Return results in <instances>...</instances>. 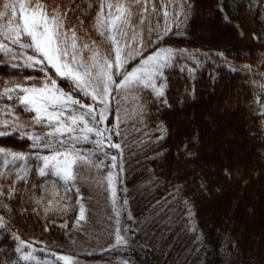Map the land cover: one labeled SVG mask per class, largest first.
Listing matches in <instances>:
<instances>
[{"label": "trees", "instance_id": "obj_1", "mask_svg": "<svg viewBox=\"0 0 264 264\" xmlns=\"http://www.w3.org/2000/svg\"><path fill=\"white\" fill-rule=\"evenodd\" d=\"M41 2L49 12L66 13L65 28L78 37L103 42L95 29L102 0ZM187 6L183 20L163 37L178 49L163 70V97L143 92L145 126L152 139L140 152L126 147L125 181L133 211L139 220L155 214L147 229L158 234L160 224L166 227L172 257L190 248L198 232L201 264H264V0H187ZM13 63L23 65L0 54V93L22 81L37 84L44 76ZM45 67L69 91V82ZM77 95L93 104L90 97ZM7 103L21 121L31 119L18 100L0 96V105ZM28 129L0 123V132L6 133L0 135V148L24 154L22 159L0 154V217L5 225L0 227V264H65L55 253L70 252L73 243L86 238L93 193L79 178L75 185L58 180L73 206L65 215H41L37 200L58 177L39 174V152L46 149L33 146L37 142L24 134ZM112 133L108 144L118 143ZM108 144L106 149L117 153ZM164 199L169 218L160 223L156 212ZM80 202L88 207L87 222L78 226ZM186 202L194 230L187 231L183 221ZM172 215L182 217L175 227H170ZM26 240L43 245L37 250L43 261L20 259L27 248L21 241ZM18 246L23 253L16 251ZM97 256L109 259L104 253Z\"/></svg>", "mask_w": 264, "mask_h": 264}, {"label": "rangeland", "instance_id": "obj_2", "mask_svg": "<svg viewBox=\"0 0 264 264\" xmlns=\"http://www.w3.org/2000/svg\"><path fill=\"white\" fill-rule=\"evenodd\" d=\"M4 2L5 0L1 1L0 11H4ZM8 2L15 3L16 18L12 20L14 26L21 21L19 3L17 0H8ZM21 2L25 3V12H28L30 11V7L28 6L33 4L34 0H21ZM109 4L113 5V7L109 8ZM117 6L128 8L132 13L129 25H119L127 35L117 36L119 46L122 47L123 53L127 54L128 52H131L132 55L135 56V59L129 58L128 63L124 65L122 71H131L133 67H136L140 63L142 58L153 54L158 48H171L174 51V55L176 54L178 49L176 50L172 45L164 43V39H160V37H164L173 29L172 27L174 25L183 20L188 10L187 0H140L139 3H137L136 0H102L99 8L100 11L95 23V29L99 34L106 30L105 28L98 26V16L102 17L106 22L110 19H115L117 15H120V13L117 12ZM8 11L11 12V9ZM109 12L113 14L112 17L108 16ZM165 13H167V16H165ZM8 24L9 18H0V25L7 26ZM108 34H111L110 30H108ZM102 36V43L94 38L85 39L77 36V45L78 47H82L83 44H88L90 48H98L102 55H107L109 52H112V57L114 58V51L112 50L115 45L107 39V35ZM133 37L135 38L133 39ZM5 42L7 43V41ZM9 46L16 48L17 52L23 51L27 54H32L30 49L20 50L18 46ZM181 49L188 55L192 53L191 49ZM137 53H139V55H137ZM82 55L83 58L87 60V57L90 55L89 50H84ZM7 57L10 58L9 56ZM20 60L24 62L22 57ZM113 73L114 79L119 83L122 77L115 75V67L113 68ZM19 83L25 87H30L32 85L39 86L30 81H22ZM156 83L157 86L161 83L164 84L163 77L159 78ZM146 90H148V88H143L142 86L135 89L117 90L113 85L112 94L107 98V112H105L107 118L97 125V127H107L111 129V132H108L110 135L113 134L112 132H115L116 134L119 133L117 137L120 149H117V153L110 151V149H106L108 140L105 139L102 147L104 148V151L107 152V157L99 151H96V154L92 157L95 163H99V161L102 160L103 165L98 168L91 165L79 168V179L85 183H89V189L93 193L92 195H89L92 197L94 204L92 208L93 218L90 221L91 228L86 233V238L73 243L70 247L73 249L72 251L55 253L57 258L61 259L65 256L71 257L72 264H125V262L126 264H201L202 256L199 252L201 242L198 232L195 234V237L191 239L192 246L190 248L182 249L181 252H176V255L172 257L170 251L172 250L171 245H173V243L168 238L166 227L160 224L161 228L157 231L158 234H154L151 229H147L146 223H152L154 220L153 218H155L152 216L155 214L151 215L149 212L139 220L133 211V202H131V195L126 187L125 181V168L127 165L126 152H128L126 147H131V151L135 150L140 152V150H143V147H145V144H148L152 139L150 135L152 131L148 129V126H145L143 92ZM149 90L155 95L151 89ZM10 95L13 99L17 100L16 92ZM82 102L90 104L85 100H82ZM104 106V104H101L98 101L96 102L95 110L97 119H99V112ZM1 111L6 112V116H3ZM31 114L34 115V113ZM14 117H18V115L12 110V107L8 103L5 104V106L0 105L1 124L6 125V123H4L5 121L8 122L7 124H13ZM89 123L91 126L92 122L90 121ZM28 128H30L27 131L29 134L44 135L51 131L47 126L42 127L40 125L35 128L34 126ZM105 134L108 135L107 132L103 135L105 136ZM56 135L59 136V134ZM89 136L91 140L97 139L94 133L89 134ZM48 140L54 142L51 137H49ZM44 142L45 141L43 140L40 141L41 150L44 148L42 146ZM88 144L89 145H86V143L76 144V147L81 149L82 155H87L84 150H94L93 145L96 147L93 143ZM45 149L46 151L39 152L41 157L51 154V149ZM60 150L63 151L64 149L61 148ZM111 156H116V161H112ZM113 163L116 164V167H111ZM109 172H112L115 176L114 183L117 189V202L115 206L111 199V188L108 186V181L106 179ZM58 180L61 179L58 178L56 180H51L47 184L45 193L43 194L44 196L37 200L39 201V203L37 202V206L43 216L53 213L54 215H65L73 206L69 196L70 194L62 188V185L59 184ZM148 190L150 191L151 189ZM148 190L146 189V191ZM50 200L53 202L51 209L45 212V208L49 207L48 202ZM125 200L127 201L126 204L124 203ZM79 204L84 207V219H80L79 205L76 218V225L78 226L86 224V210L88 209L87 205L83 204V202H80ZM158 204L159 208L157 210L158 213L156 212V214L159 215L160 218L157 221L162 223L169 218V215L166 214V200L164 199L163 203L159 202ZM114 207L119 209V217L116 216ZM183 210L184 212L182 214L185 215L183 221L185 222L187 231L194 230L192 210L187 202L183 206ZM164 212L166 214L165 217L162 216ZM180 216H171L170 220L173 223L170 227H173V225L175 227L176 222L180 221L182 218H180ZM117 219H119V225L116 223ZM180 226L182 227V224ZM117 227H119L120 235L125 238L127 243L113 247V245H116L115 233ZM177 234L179 235V232H177ZM23 242L22 246L27 247L24 253L30 254L32 257L31 259L35 262L43 261V259L39 257V254H37L38 248H44L42 244H36L34 241L30 242L27 240ZM84 253L88 254V258L81 255ZM102 253L108 255L109 259H106L105 257L102 259L98 258L97 254L102 255Z\"/></svg>", "mask_w": 264, "mask_h": 264}, {"label": "snow or ice", "instance_id": "obj_3", "mask_svg": "<svg viewBox=\"0 0 264 264\" xmlns=\"http://www.w3.org/2000/svg\"><path fill=\"white\" fill-rule=\"evenodd\" d=\"M17 2L21 12V21L14 26L12 20L16 18L15 3H9L8 0H5L3 4L4 11H0V18H9L7 26L0 25V54L7 55L12 60H19L22 57L23 65L13 63L12 67L23 66L38 69L44 73V76L42 80L37 81L39 86L25 87L20 83H16L14 87H5L0 96H7L8 99H12L9 94L16 92V99L23 105L24 111L34 113L29 121H21L19 117H14L13 124L16 130L32 127L33 125L47 126L51 129L44 135L24 133L29 135L34 142H37L33 145L34 147H39V142L43 140L45 142L42 146L51 149L50 155L38 157L43 162L39 174L45 176L50 173L66 183L75 185L79 178V168L87 165L98 168L103 165L102 160L99 163L93 161L92 157L96 154V151L101 152L105 157L108 155L102 145L105 139L111 141V136L104 137L103 134L111 132V129L107 127L99 128L97 125L107 118L105 116L107 98L112 94L113 85L117 90L135 89L142 86L151 89L157 97H163L165 85L161 83L157 86L156 81L163 77V70L170 65L174 51L171 48H158L153 54L142 58L140 63L133 67L131 71H122L129 58L135 59L131 52L123 53V49L119 46L117 40L118 35H127L119 25L130 24L132 15L130 9L117 6V12L120 15L107 22L98 16V26L106 30L102 31L101 35H107V39L115 45L112 50L114 51L113 58L112 52L102 55L98 48H90L88 44L78 47L75 30L65 29L66 13L62 14L58 9L49 12L41 0H34V3L28 6L30 11L25 12V3L21 0H17ZM136 2L139 3L140 0H136ZM108 7L112 8L113 5L109 4ZM9 9H11V12L8 11ZM112 15L111 12L108 13L109 17H112ZM165 16H167V13H165ZM108 30L111 34H108ZM160 39H163V37H160ZM9 45L18 46L20 50L30 49L32 54L23 51L17 52L16 48ZM84 50L90 52L87 60L82 55ZM45 65L51 66L56 76L69 82V91L66 92L59 87L57 79L49 74ZM114 67L115 75L122 77L119 83L114 79ZM27 79L35 80L36 78L28 77ZM77 94L90 97L93 104L83 103ZM97 101L105 105L99 112V119H97L94 107ZM164 102L166 103V101ZM90 121L92 122L91 126ZM4 123L7 124L8 122L5 121ZM91 133H94L97 139L91 140L89 136ZM5 134L0 132V135ZM56 134H59V136ZM49 137L54 142H50ZM77 143H93L96 145V149L84 150L87 155H82L81 149L76 147ZM108 147L120 149V144L109 143ZM61 148L64 150L61 151ZM0 154L11 155L14 159L24 157L23 153L9 152L4 148H0ZM116 159V156H111L112 161H116ZM111 167H116V164L113 163ZM106 179L108 186L111 188V199L115 206L117 202L115 176L112 172H109ZM0 195H3L2 191H0ZM48 203L49 207L45 208V212L51 209L53 202L50 200ZM124 203L126 204L127 201L125 200ZM114 211L116 216L119 217V209L114 207ZM80 219H84L83 205H80ZM116 223L119 225V219ZM4 226L3 217H0V227ZM115 235L116 245H113V247L127 243L125 238L120 235L119 227H117ZM23 243L21 241V244ZM16 251L23 253V249L19 246ZM31 258V255L27 253L22 254L20 257L23 261H28ZM61 259L66 264H72L71 257L65 256Z\"/></svg>", "mask_w": 264, "mask_h": 264}]
</instances>
